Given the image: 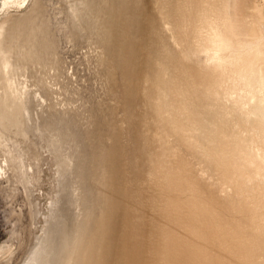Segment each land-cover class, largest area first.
<instances>
[{"label":"bare ground","instance_id":"obj_1","mask_svg":"<svg viewBox=\"0 0 264 264\" xmlns=\"http://www.w3.org/2000/svg\"><path fill=\"white\" fill-rule=\"evenodd\" d=\"M148 1L2 0L0 197L17 241L0 264H86L105 242L107 264H264V0H152L154 32ZM85 42L99 106L74 99L65 67ZM140 92L159 141L143 158L135 137L136 202Z\"/></svg>","mask_w":264,"mask_h":264},{"label":"rangeland","instance_id":"obj_2","mask_svg":"<svg viewBox=\"0 0 264 264\" xmlns=\"http://www.w3.org/2000/svg\"><path fill=\"white\" fill-rule=\"evenodd\" d=\"M1 2H2V0H0V5H1ZM106 2H107V0H106ZM107 3H109V2H107ZM147 3H148L147 4V9L149 11H148V13L146 15V18H147L146 19V23L144 22V24L146 25L145 29L153 27V32H154L156 30V28H157V26H156L157 24L154 23V20L149 22V19L151 20V18H149L151 14H152V18H153V10L154 9H152V7H154V5H151V3L154 4V2H152V0H149ZM150 9H152V10H150ZM104 11H105L104 14L108 15V17H109L110 11H109V5L108 4H106V9L104 8ZM142 32L145 33V30L143 29ZM147 32L148 31L146 30V34H147ZM156 40L151 44V47H152L151 50H153V51H155L156 46L158 44V42ZM87 43L85 42L80 47L78 46L76 48L68 46V48L64 50L65 54L63 56H65V58H66L65 67H66V70H68L67 73L68 74L69 73L72 74L73 88L71 90V93L74 94V92H78V88H81V92H78V94H76V96H78V98H74V97L73 98L76 99V100H82L83 98H86V99H90L91 98L93 100L94 91H96L98 93H96V95H95L96 97L94 98L95 99V106L96 105L99 106V104H102V100H103L102 96L104 95V93L102 91V87L105 84V83H103L104 82V80H103L104 79V74L102 73L104 70L102 69V67H99L98 71H97V69L95 70V69L92 68L93 70H92V73H91L90 69H87L84 66H81L84 63V61H81V60L83 58V54L87 51V47H86ZM143 46H144V49H143L144 55L143 56L145 57V59H144V61H145L146 58H147V48H149L148 47L149 46V41L147 40V38H146L145 45L143 44L142 47ZM139 52L140 53L142 52L141 49L139 50ZM152 55H153V53L150 55V57ZM104 56H106L105 53H104ZM148 60H149V58H148ZM95 63L96 62H94V60H92L90 65L94 66ZM141 63H142L141 61H138V65L139 66H141ZM146 78L149 79V77H147V75L145 76V73H144V77L141 78V82H144L146 80ZM150 79H151V76H150ZM82 82H83V84H82ZM143 86H145V82L142 84V87ZM142 94H143L142 92L139 93V96H140V98L142 100V103L139 106H137L135 104L133 106L136 109V111L139 110V114H140V120H139V118L136 119V122H137L136 125H137L138 134L136 135V132H135V128L136 127H134V131L132 129L130 131V136H132L131 137V143L133 142L132 143V148H133V151H132V154H133L132 176H133V180H134V183H135V196H136L135 197L136 198L135 201L136 202H137V198L139 199L138 190L136 189V182H137V176H138V174L140 172V169H139V163H138V156L136 154V140H135V137L137 136V142H138V145H140L139 148H143V147L145 148L144 150H140V151L143 152V154H146L144 156H143V154L141 155L143 158L145 156H147V157L149 156V154H148L149 151H151L155 146H157L158 145V141H159L158 135L156 136L155 132L151 129L150 125L148 124V121H147L148 119L146 118V115H147L146 111L148 110V107H147L148 103L147 104L145 103L146 99H145V102H144V96H142ZM138 108H140V109H138ZM130 125L132 127L134 126L131 123H130ZM130 144H128V149H129ZM130 158H131V156H130ZM147 161L148 160H144L145 163ZM148 170H149L148 166L145 167L146 173L144 172V174L142 176L143 178L145 176V180L147 179ZM10 184H12V183H10ZM152 187H153V184H150L149 186L146 187L147 188V197H148L147 198L148 207L146 209V213L148 212V215H147V217L149 216L148 218H150V216L152 215V213L150 211V209H151L150 208L151 207V201L153 200V195H154V192H153L154 187L153 188ZM12 189L14 190V187L13 188L11 187V190L9 191V194L13 191ZM42 203H44V202H42ZM6 204H7V202L4 201V199H3L2 195H1V197H0V247L2 246V244L11 245V243H14V240H15V243L17 241V237H16L17 236V232L14 233L15 230L17 229V224L15 225L14 223H12L10 221V220H12L10 218L11 217V215H10L11 212L7 211L8 206ZM17 205L15 207V210L13 208H10L11 211L12 210L16 211V208H18V209H20V208L22 209L23 208V203L22 202H18ZM19 205H21V206H19ZM146 213H145V216L142 217V214H140V217H139V219L141 220V223H143V224H144V218L145 219L147 218L146 217ZM149 227H146L145 228L146 230L144 229L145 230L144 237H145V234H146V236H148L150 234L151 227L150 228ZM12 233H14V235H15V236L13 235L14 238H12L13 237ZM100 242H101V240H100ZM102 242H103V240H102ZM7 243H9V244H7ZM100 247H101V245H100ZM103 248H106V249L101 250L102 248H98V249L95 248V250H91L90 254H89V259L86 262V264H95L94 262H95L96 255H99V253L102 254L103 251H105L107 254L104 255L105 256L104 259H101L100 255H99V263L101 262L102 264H107V262H108L107 259H109L108 256L111 253V251H110V243L109 242L108 243L105 242ZM21 256H22V252L18 251L17 254H16L17 261L20 260ZM96 259H97V257H96Z\"/></svg>","mask_w":264,"mask_h":264}]
</instances>
